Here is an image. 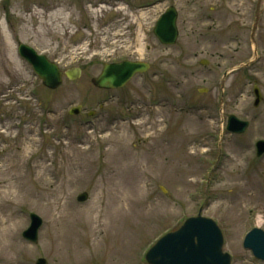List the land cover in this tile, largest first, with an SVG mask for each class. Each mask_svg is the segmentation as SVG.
Returning a JSON list of instances; mask_svg holds the SVG:
<instances>
[{"label":"rangeland","instance_id":"rangeland-1","mask_svg":"<svg viewBox=\"0 0 264 264\" xmlns=\"http://www.w3.org/2000/svg\"><path fill=\"white\" fill-rule=\"evenodd\" d=\"M185 1H172L180 34L164 46L150 9L0 0V264H147V249L200 208L221 228L231 264H264L242 247L248 230H264V155L254 149L264 139V16L257 58L249 0ZM205 13L221 19L214 33L202 28ZM18 43L82 72L47 89ZM118 57L150 67L121 88L95 87L101 62ZM229 113L249 121L243 134L226 132ZM31 211L43 220L36 244L22 237ZM9 226L15 245L1 237Z\"/></svg>","mask_w":264,"mask_h":264},{"label":"water","instance_id":"water-1","mask_svg":"<svg viewBox=\"0 0 264 264\" xmlns=\"http://www.w3.org/2000/svg\"><path fill=\"white\" fill-rule=\"evenodd\" d=\"M167 16L161 20L160 27L170 25ZM164 41H172L174 33L161 34ZM19 52L33 66L34 70L43 79L44 85L55 88L60 83V72L57 67L48 62L42 55L26 46L19 45ZM147 66L142 63L122 62L119 64L107 65L103 72L92 80L99 87L110 88L122 86L136 71L145 70ZM68 77L75 78V73H67ZM235 120L230 118V129H237ZM246 125V122H244ZM39 225V219L34 217L31 227L25 236L35 241V232ZM222 235L215 223L206 218H190L185 222L181 229L174 233L163 236L153 246L146 255L151 264H230L228 254L221 252ZM244 246L250 248L253 253L264 260V232L260 229L250 231L244 240ZM39 264H44L40 261Z\"/></svg>","mask_w":264,"mask_h":264},{"label":"bare ground","instance_id":"bare-ground-1","mask_svg":"<svg viewBox=\"0 0 264 264\" xmlns=\"http://www.w3.org/2000/svg\"><path fill=\"white\" fill-rule=\"evenodd\" d=\"M5 220V217L4 216H2V219H0V222H3ZM2 225H3V227L5 226V223H2ZM7 229H9L10 230V232H8V231H3V233H2V235H1V237H4V238H7L8 237V239H9V242L11 243V244H14L15 245V242H18L17 241V238H16V234L13 232V229H14V227H6Z\"/></svg>","mask_w":264,"mask_h":264},{"label":"flooded vegetation","instance_id":"flooded-vegetation-1","mask_svg":"<svg viewBox=\"0 0 264 264\" xmlns=\"http://www.w3.org/2000/svg\"><path fill=\"white\" fill-rule=\"evenodd\" d=\"M131 7V6H130ZM132 8V7H131ZM132 13L134 12V14H135V9H133V10H130ZM154 15H156V13L154 12Z\"/></svg>","mask_w":264,"mask_h":264}]
</instances>
